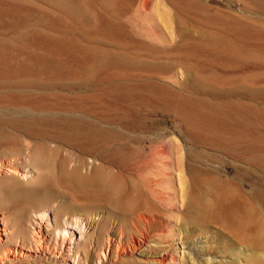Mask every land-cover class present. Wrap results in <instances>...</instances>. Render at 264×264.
I'll list each match as a JSON object with an SVG mask.
<instances>
[{
	"label": "rangeland",
	"instance_id": "obj_1",
	"mask_svg": "<svg viewBox=\"0 0 264 264\" xmlns=\"http://www.w3.org/2000/svg\"><path fill=\"white\" fill-rule=\"evenodd\" d=\"M28 145L51 153L52 223L76 213L129 240L153 214L170 263L264 264V0H0L11 193L33 185L6 170L32 169Z\"/></svg>",
	"mask_w": 264,
	"mask_h": 264
},
{
	"label": "bare ground",
	"instance_id": "obj_2",
	"mask_svg": "<svg viewBox=\"0 0 264 264\" xmlns=\"http://www.w3.org/2000/svg\"><path fill=\"white\" fill-rule=\"evenodd\" d=\"M26 150L23 158L30 159L29 164L33 170L24 167L20 172L18 165L16 166L13 161L14 159L10 160V162L12 161L11 166L6 170L21 175L23 179L29 175L33 185L21 187L22 189L15 194V192L7 191L15 184L0 179V264H105L102 263V260L125 264L122 261L123 257L132 253L137 254L139 260L135 259L134 263L129 262L128 264H141L140 262L144 264H173L170 263L168 251L173 247L174 242L166 241L165 245L157 244V247H153L152 235L150 237V234L145 230V226L155 223L159 218L155 219L153 214H148V216L144 213L135 217V220L143 225V231L133 221L137 234L131 235L129 240L124 239L121 229L116 230L114 227L106 230L104 225H100L96 226V231L95 229L87 230L93 222L91 223L89 217H82L76 213L63 214L60 217L56 212H53L52 223L50 209L46 208L44 206L46 202L38 197L42 192L39 185L45 186L52 180L54 167L50 158L51 153L46 146L31 148L28 145ZM3 162L0 161L1 164ZM32 171H35L33 175H31ZM35 174L37 175L34 176ZM94 178L103 181L107 190L112 189L111 182L104 181L98 173H95ZM83 179L85 178L79 176V180ZM16 195H21L23 202L21 200L19 202ZM27 203H30V208L25 206ZM169 227L174 232V226L170 225ZM165 234L167 235V232L163 235L165 236ZM179 234L180 230L178 229L177 235ZM93 235L97 238L96 242L91 241ZM172 241L174 240L172 239ZM171 260L173 259L171 258ZM194 262L195 260L190 258L188 264Z\"/></svg>",
	"mask_w": 264,
	"mask_h": 264
}]
</instances>
